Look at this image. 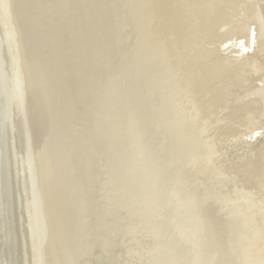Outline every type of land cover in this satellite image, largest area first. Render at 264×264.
Here are the masks:
<instances>
[{"label": "bare ground", "instance_id": "obj_1", "mask_svg": "<svg viewBox=\"0 0 264 264\" xmlns=\"http://www.w3.org/2000/svg\"><path fill=\"white\" fill-rule=\"evenodd\" d=\"M127 1L119 0L122 11L117 6L115 13L118 0H0V264H101L102 256L112 260L114 255V264H130L131 257H137L138 252L131 250L128 234L123 240H117L116 235L115 242L103 234H108L106 229L101 230V221L107 223L106 211L109 213L102 202L107 197L103 195L102 181L108 164L112 174L123 164L132 175L134 162L143 163L145 159L149 161L145 163L148 167L143 170L134 165L139 168L138 177L129 184L121 174L123 170L119 172L126 193L137 195V202L131 204L134 208L137 204L135 213L147 208L151 211L150 203L157 204L153 216L149 213L148 218L139 220L152 232L138 233L147 239L142 255L155 258L153 264L197 262L195 245L191 248L188 244L192 238L187 240L188 236L182 232L189 228L191 212L181 214L190 218L188 221L185 218V223L183 219L186 228L180 231L182 234L177 233L178 247H172L178 228L172 237L166 224L179 204L174 203L176 207L169 209L171 212L166 216L164 210L171 208L172 197L166 192V184L162 185V191L161 182H153L154 177L167 178L164 174L167 165L169 169L172 167L171 160H165L164 168L159 158L151 155V151L158 155L163 146L154 143L149 151L148 141L141 145L134 138L141 129L138 124L145 126L148 120L132 122L130 114L137 110L135 115L141 118L146 110L139 109L144 102H148L149 109L150 100H154L155 107L163 105L166 113L172 114V108L177 111L175 115H167L166 122L169 125L174 119L176 127L184 133V142L198 146L192 160L180 152L182 162L178 161L176 168L181 164L182 169L188 170L193 164L192 170L201 177L198 183L210 182L229 195L222 213L237 228L247 231L243 230L240 245H236L239 246L236 257L241 264H264V0H222L220 10L208 17L206 23L202 19L197 22V9L210 0ZM240 40H244L249 51H243ZM131 45L135 49L134 59L129 57ZM132 60L134 69L140 73L135 77L129 73ZM118 68L124 79L117 73ZM118 79L125 86L117 85ZM139 84L151 86L150 92L144 94ZM134 93L140 98L131 104ZM107 103L102 113L100 105ZM116 118L118 122L112 128L122 123L127 138L119 133L121 129H113L108 135L113 138L119 133L121 137L114 141L119 151H114L113 157L99 139L105 160L95 148L90 127L95 131L98 122L110 125ZM61 121L67 123V130L61 128ZM257 132L261 134L255 135ZM138 150L141 157L135 152ZM154 157L157 166L150 162ZM159 170L162 172L158 173ZM149 171H153L151 180L146 179ZM139 176H145V184L140 183ZM141 187H146L145 191L140 192ZM148 200L150 203H146ZM180 213L177 211V216ZM165 216L167 223L163 222ZM172 219L179 226L181 218ZM182 223L179 230L185 227ZM236 233L231 235L233 239ZM140 235L136 242L141 241ZM199 236L194 239L199 240ZM208 236L207 240H212V235ZM246 246L248 252L243 262ZM214 248L211 252L217 251ZM116 253L120 254L117 258ZM229 254L230 257V251Z\"/></svg>", "mask_w": 264, "mask_h": 264}, {"label": "rangeland", "instance_id": "obj_2", "mask_svg": "<svg viewBox=\"0 0 264 264\" xmlns=\"http://www.w3.org/2000/svg\"><path fill=\"white\" fill-rule=\"evenodd\" d=\"M223 5V1L222 0H210V1H208V2H205V5H204V7L202 8L201 7V9H197V11H198V15H197V22H199V20L201 21V19L206 23L208 20V17H210L214 12H218V10H220V8H221V6ZM116 8H117V6H115V13L118 11V10H116ZM125 30V29H124ZM131 31V30H130ZM196 33V32H195ZM132 35V34H131ZM130 35V36H131ZM127 35H124V34H122V37H126ZM132 37H133V35H132ZM131 37V38H132ZM202 39V37H200V40ZM59 46V45H58ZM128 52H129V54H130V58L131 59H134L133 57L135 56V49H134V47H133V45H131V49H128ZM121 63V62H120ZM135 68V65H134V62H133V60H132V62H131V66H130V70H129V73H130V75H131V77L133 76V77H135L136 75V73H138L136 70L137 69H134ZM120 68H118V70H119ZM132 69H134V70H132ZM95 70V69H94ZM121 77H122V79H124V74L122 73V72H120V70L117 72ZM138 74H140V73H138ZM117 78V77H116ZM117 85L119 84L120 85V81H119V79H118V83H116ZM121 87L122 86H125V83L124 84H122V85H120ZM139 86H141V88H142V90L144 91V94L146 93V92H150V89H149V87H151V86H146V85H144V84H142V85H140L139 84ZM132 89V92H134L135 91V89L132 87L131 88ZM121 90V89H120ZM122 91V90H121ZM120 92V91H119ZM154 92H155V90H154ZM141 94H142V96H143V93L141 92ZM78 95V94H77ZM124 95V94H123ZM149 95V94H148ZM148 95L146 96L147 98H148ZM126 97V96H125ZM117 98V96H115L114 98H113V100L115 101V99ZM138 98H140L139 96H138V94L137 93H134L133 95H132V102H131V104H134L135 102H137L138 100ZM126 99H130L129 97H126ZM144 99V98H143ZM63 102V101H62ZM64 103V102H63ZM63 103H61V107H63ZM93 103V102H92ZM150 103H151V107L148 109V107H147V104H148V102H144L143 104H142V107H141V109H139V110H142V109H144V110H146V113L145 114H143L142 115V117L141 118H139V117H137L135 114L137 113V110L136 111H134V113H131L130 114V117H132V122L133 121H137V122H140V121H142V120H144V119H147L148 120V122H147V125H141L140 123L138 124V125H140V127H141V129H138L137 130V128H136V126L134 127L135 128V131L137 130L138 132L136 133L134 130H132V133H134L135 132V135L136 136H134V138L135 139H137V140H139V141H141V145L144 143V140H146V141H148V145H147V147H150V148H148V150L149 151H151V150H153V145H154V143L155 144H160L161 146H163L161 149H160V152H159V154L157 155V154H154L153 153V151H151V155H154V156H156V157H158L159 158V164L160 163H162V165H163V167L164 168H166V164H167V161H165V160H168L169 161V159L171 160V166L172 167H170V169H169V167H168V165H167V169H168V171H167V169H165V171H167L165 174H164V177L167 175V178H165L164 180H157L158 179V177L156 178V177H154L153 178V182H158L157 184H159L160 182H161V185L159 186V188L162 186V185H165L164 187H167V189H166V192H167V194H169L171 197H172V206H171V203L170 202H168L169 204H170V206H171V208H168L167 210H164L165 211V215L166 214H169L171 211V209H173V207H174V205L176 204V203H178L179 205H177V207L180 209H182V212L180 213V211H181V209L179 210V209H177V211H178V213H180V216H181V214H183V215H185V213H190L191 212V221L189 220V218H186L187 219V221L189 222H187L186 221V219L184 218V216H177V211L175 210V213H176V217H175V213H173V211H174V209L172 210V212L170 213L171 215L170 216H168V215H166V216H168V217H170L171 218V216H172V218H176L177 220H179L178 218H181V223H182V221H183V219H184V222L183 223H185V222H187V224H189V225H187L189 228H186V225L185 224H183L182 223V225L183 226H185L184 228H182V229H180L179 230V226H181V223L179 224V226H178V221H176V220H174L173 221V219L171 218L170 219V222L169 223H167L168 221L166 220L167 219V217L165 218V217H163L161 220H163L164 218V221L163 222H166L165 224L167 225V227H166V231H168L169 229V231H168V234L169 235H171L172 236V233H174L173 231L174 230H177V228H178V230L174 233V235L173 236H177V233L178 232H180V231H182V230H184L185 228V230L184 231H182V232H185V233H183V235L186 237V235L188 236V237H186L187 238V240H190V238H192L191 239V241H193V239L194 238H196L197 239V235L199 236V235H201V234H203V236H199L198 237V239L199 240H195L194 239V241H196V242H192L191 243V241L189 242L188 241V244H189V246L191 247V248H194L193 250H194V253H195V255H196V253H197V255H196V257H195V261H197V262H194V264H208L207 262H209V263H211V264H218V263H216V262H220V263H224V264H233L234 262L233 261H235V263L236 262H238L239 261V259L237 258L238 256H237V251L235 252V250H236V248H239V246H236V245H240V242H241V239L243 238V236H244V231L243 230H241L240 228H237V226H235L227 217H226V215H224L223 213H222V211L223 210H225V205H226V201H227V197H226V195H227V192L226 193H223V192H220L217 188H215L212 184H210L209 182H207V183H205V184H203V185H201L200 184V182L198 183V181H199V179L201 178L200 177V175L199 174H197V173H195V171H193L192 169H193V164L192 165H190V166H188V170H185V169H182L183 167H182V165L181 164H179V167L178 168H176V164H177V162L178 161H180V158H181V156H180V152H182V153H185L187 156L189 155V157H191L190 159L192 160V158L198 153V146H196V143H195V145L194 144H191V143H186V142H184V139H183V137H184V133H181L182 132V130L180 129V127L179 126H177L176 127V123L174 122L175 120L173 119L172 120V122L168 125V123L166 122V117H167V115H175V113L177 112H175V110L172 108V109H170V112H173L172 114H170V113H166V112H164V106L163 105H157V107H155V105H154V100H150ZM109 103H107L106 105L105 104H102V105H100V106H103V109H101L102 110V113H103V111H104V109L106 108V106L108 105ZM130 104V105H131ZM117 107H119V105L117 104ZM106 110V109H105ZM149 112H151V114L149 113ZM159 112V113H158ZM146 114H148L149 115V117L147 118V116H146ZM62 117H63V120L65 119V117H64V115H65V113L64 112H62ZM157 116H159V117H157ZM164 120H165V122H164ZM114 122H118V119L116 118L115 120H113V123H111L110 125L107 123V122H102V121H100V122H98L97 123V125H95V126H97V128L95 129V131H93L92 130V127H90V135H91V137H92V141H93V143H94V145H95V148L97 149V151L98 152H100L102 155H103V158H105V160H107L106 159V153L105 152H103V150H104V147H103V145H101V146H99L98 145V142L102 139L105 143H104V146H107V148H108V150L110 151V155H112V157L114 156V151H119V148L117 147V146H115L114 147V141H117L118 139H120L121 137H120V135H119V133H121L122 134V136H125V139L127 138V136L126 135H124L125 134V131L123 130V129H121V127H122V125L120 126V124H122V123H118L116 126H114L113 128H112V124H114ZM174 122V123H173ZM61 125H63V127H61L62 129H66L67 130V123L64 121H61ZM143 123H144V121H143ZM160 123H162V125L160 124ZM172 123H173V125H172ZM65 125V126H64ZM166 126V127H165ZM159 127V128H158ZM174 128V129H173ZM113 129H115V130H117V129H121L120 130V132L119 133H116V135H115V137H108V135H110L111 133H112V131H113ZM96 130H98V131H96ZM180 130V131H179ZM94 133V134H93ZM101 134V135H100ZM153 134L155 135V137L153 136ZM98 136V138H97V136ZM95 138V139H94ZM100 139V140H99ZM170 139V140H169ZM96 140V141H95ZM95 141V142H94ZM143 142V143H142ZM150 143V144H149ZM163 143H165V144H167V145H163ZM177 144V145H176ZM166 146H168V149H166L165 147ZM170 146V147H169ZM171 146H172V148H171ZM176 146V147H175ZM179 146V147H178ZM144 147V146H143ZM180 147H182L181 149H180ZM186 149H185V148ZM188 148V149H187ZM195 149V150H194ZM99 150H101V151H99ZM181 150H183V151H181ZM171 151V152H170ZM188 151V152H187ZM136 153H137V155L138 156H140L141 157V151L140 150H138V151H135ZM143 152V151H142ZM169 152H170V156L168 155L169 154ZM190 152V153H189ZM192 153H196L195 155L194 154H192ZM166 154V155H165ZM192 155V156H191ZM180 156V157H179ZM115 157H116V155H115ZM156 157H154V158H150V162H152V165L154 166H157L156 165V161H155V158ZM164 157V158H163ZM152 159H153V161H152ZM105 162V161H104ZM146 162H149V161H147V159H145L144 161H143V163H142V161H135L134 162V165L136 166H138V167H141L143 170H144V167L146 166L145 165V163ZM180 162H182V161H180ZM138 163V164H137ZM141 163V165L139 166V164ZM165 164V165H164ZM109 165L110 164H108V168H107V170H109V172H107V170L106 169H104V173L106 174V175H104V177H103V181H102V186H103V195H107V197H105L103 200H105V201H107V202H105V201H102V202H104V203H106V204H104V206H105V208H106V210L109 208V213H108V210L106 211L107 212V214H106V221H107V223H103V220L101 221V230L102 231H106L107 230V232H108V234H106V233H103L104 235H106V237H109V238H111V239H114V241L116 242L117 240H123L127 235H126V233L128 234V236H129V238L131 239V244H129V246H131V250H136L137 252H138V256L137 257H135L134 259H132V257H131V262L133 263V264H153V260L155 259H147V258H145L144 257V255H142V254H144V248H146L147 246H146V244H147V239H144V237H142L140 234H138V233H143V232H145V233H148L149 235L152 233V232H150V231H148V230H146V225H145V223L143 224V223H141L139 220H140V218H142V217H146V218H148L147 217V215L150 213V215H152L153 216V214L155 213V211H152L153 209H155V206L157 205L156 203H155V201L153 200L154 199V197H152V201H154L153 203L154 204H152V202L150 203V201L148 200L146 203H150V208H152V210L150 211L149 210V208H147V209H145L144 211H145V213H144V211H142L143 212V214H142V212H137V213H135V211L134 210H136L137 209V204L135 205L136 207L134 208V206H132L131 204H134L135 202H137L136 200H138V198L135 196V194H133V193H135V192H131V194H127L126 193V189H125V185H124V182H122V180H121V178H120V173L122 172V170H123V172L121 173L125 178H126V180H127V182L126 183H130V181L132 182L134 179H136L137 177H138V173L136 172L139 168H136V167H134V165L132 166V168L130 169L132 172H133V174L131 175L129 172L130 171H128V170H125L124 169V165L123 164H121L120 166L118 165V167H117V169L119 168V170H118V172H117V170H116V173L115 174H112L111 173V170L109 169ZM181 165V166H180ZM250 166H252V164H250V162H249V165H248V168H250ZM134 167V168H133ZM146 167H148V166H146ZM150 168V167H149ZM135 169V170H134ZM173 169H175V171L176 172H172L171 170H173ZM143 170L141 171V173H140V176L142 175V173H143ZM183 171H184V173H183ZM186 171V172H185ZM120 172V173H119ZM125 172H126V174H125ZM160 172H162L161 170H159V172L158 173H160ZM172 174H171V173ZM249 172V171H248ZM107 173H109V175L107 174ZM150 173H151V171H149L148 173H147V175H146V179H150L151 180V176H153V171H152V173H151V175H150ZM210 175H212L211 174V172H208ZM128 174H130L129 176H128ZM170 174V175H169ZM176 174V175H175ZM177 174H179V178L177 179ZM148 175H150V176H148ZM128 176V177H127ZM139 176V179H140V183H143V184H145V182L143 181V179H145V176H143V178L142 177H140ZM171 176H172V178H171ZM173 176H175V177H173ZM148 177V178H147ZM134 178V179H133ZM156 178V179H155ZM170 178V179H169ZM192 178L193 179H195V180H197L195 183H192L191 182V180H192ZM105 179V180H104ZM168 179V180H167ZM157 180V181H156ZM171 180L173 181V182H171ZM177 180V181H176ZM162 181H165V183L163 184V182ZM176 181V182H175ZM152 182V183H153ZM168 182V183H167ZM172 184H171V183ZM174 182H175V184L177 185H175L174 184ZM263 182H264V179H263ZM105 183V184H104ZM122 183V184H121ZM169 184H171V188H169ZM172 185H173V187H172ZM175 185V186H174ZM197 185L199 186V187H197ZM154 186V185H153ZM196 186V187H195ZM175 187V189H172V188H174ZM195 187V188H194ZM169 188V189H168ZM197 188H199V189H197ZM140 189V192L142 191H145V189H146V187H141V188H139ZM152 189L154 190V188L152 187ZM187 189H197V191L196 190H194L195 192H193V190H191V191H187ZM204 189V190H203ZM161 190L163 191V186H162V188H161ZM160 190V191H161ZM184 190H186V191H184ZM207 190V191H206ZM105 191V192H104ZM155 191V190H154ZM161 191V192H162ZM180 191V192H179ZM161 192H160V194H161ZM181 192H183V193H181ZM192 192V193H191ZM197 192V193H196ZM105 193H107V194H105ZM151 193V192H150ZM193 193H195V194H193ZM146 194V193H145ZM151 194H153V192L151 193ZM142 195H144V194H142ZM186 195H187V197H186ZM189 195V196H188ZM124 197V199H126V197H127V199L126 200H124V199H122L123 197ZM190 196H193V198L192 197H190ZM205 196V197H204ZM227 196H229V195H227ZM122 197V198H121ZM223 197V198H222ZM117 198L120 200V201H118L117 200ZM131 198V199H130ZM137 198V199H136ZM156 198V197H155ZM176 198V199H175ZM188 198V201L186 200ZM191 198V199H190ZM194 198H196V200L194 199ZM200 198H202V199H200ZM198 199H200V200H198ZM228 199H230V197H228ZM122 200V201H121ZM191 200V201H190ZM193 200H195V202L193 201ZM111 201V202H110ZM114 203H113V202ZM118 201L119 202V204H118V202L116 203V202ZM156 201H157V199H156ZM183 201H184V204L186 203V201H187V205L189 206V207H186L187 205L185 204H183ZM199 201H201L200 203H198ZM203 201V202H202ZM225 201V202H224ZM122 202V203H121ZM129 202H131L130 204H129ZM164 202V200L162 201V203ZM182 204H181V203ZM204 202H205V204H206V206H205V204H204ZM157 203H158V201H157ZM167 203V204H168ZM175 203V204H174ZM118 206H117V205ZM120 204H122L121 206H120ZM129 204V205H128ZM156 204V205H155ZM204 204V205H203ZM110 205V206H109ZM176 205H175V207H176ZM190 205H191V207H190ZM201 205V206H200ZM138 206H141L142 207V204L141 205H139L138 204ZM166 206H168L169 207V205H166ZM181 206V207H180ZM182 206H185V207H182ZM162 207V206H161ZM174 207V208H175ZM196 207V208H195ZM200 209H199V208ZM202 207H204L205 209H203ZM164 207H162L161 209H163ZM167 208V207H166ZM185 208L188 210V209H190V208H192V211H191V209L190 210H188V211H186V212H184L185 211ZM195 208V210L196 211H198V212H200L202 209H203V211H201V212H203V213H199V214H197V212L194 210V212H193V209ZM208 208V209H207ZM123 209L126 211H124L123 212ZM129 211V212H127V210ZM130 209V210H129ZM134 209V210H133ZM165 209V208H164ZM170 209V210H169ZM183 209H184V211H183ZM199 209V210H198ZM131 210H133L134 212H132ZM147 210V211H146ZM123 213V214H121V212ZM149 211V212H148ZM164 211H163V215H164ZM167 211H169L168 213H166ZM205 211V212H204ZM103 212V211H102ZM126 213H129V214H126ZM132 213V214H131ZM173 213V214H172ZM120 214H121V216H120ZM131 214V215H130ZM140 214H142L141 216H140ZM195 214V215H194ZM197 214V215H196ZM204 216H203V215ZM207 214V215H206ZM127 215V216H126ZM129 215V216H128ZM136 216V218L134 219V217ZM126 216V217H125ZM130 216H133V217H130ZM137 216H139V217H137ZM174 216V217H173ZM189 216V215H188ZM193 216V217H192ZM119 217V218H118ZM129 217V218H128ZM183 217V218H182ZM200 217H203V218H200ZM125 220H123V219ZM198 218V219H197ZM205 218V219H204ZM215 218H217V219H222L223 220V223H221V222H219V221H217ZM112 221H111V220ZM131 219H133V220H130ZM169 219V218H168ZM138 220V221H137ZM117 221H119V222H117ZM136 221V222H135ZM175 221L177 222V223H175ZM180 221V220H179ZM109 222V223H108ZM123 222V223H122ZM133 223V224H131V223ZM174 224H173V223ZM117 223V224H116ZM122 223V224H121ZM198 223V224H197ZM121 224V225H120ZM127 224V225H126ZM129 224V225H128ZM134 224H137V225H134ZM143 224V225H142ZM168 224H169V226H168ZM175 224H177L175 227H174V225ZM201 224V225H200ZM229 224V225H228ZM122 225H123V228H122ZM131 225V226H130ZM140 225H142V226H140ZM147 225H149V224H147ZM171 225L173 226L172 227V229H171ZM195 225H196V227H195ZM232 225H234V226H232ZM117 226V227H116ZM124 226H126L125 228H124ZM127 226H128V228L129 227H131V229H126L127 228ZM199 226V227H198ZM114 227V228H113ZM192 227V228H191ZM201 227V228H200ZM209 227H210V230H209ZM227 227H229L228 229H227ZM232 229H231V228ZM237 229H235V228ZM145 228V229H144ZM212 228V229H211ZM233 228H234V231H233ZM106 229V230H105ZM114 229V230H113ZM125 229V230H124ZM141 229H143V231L141 230ZM195 229V230H194ZM198 229H200V230H198ZM230 229H231V231H233L232 233H231V231H230ZM120 230H122V231H120ZM172 230V231H171ZM188 230H189V232L190 231H192V232H190V237H189V233H188ZM203 230V231H202ZM101 231V232H102ZM194 231V232H193ZM197 231V232H196ZM198 231L200 232V231H202L201 232V234H199L198 233ZM110 232V233H109ZM112 232V233H111ZM122 232H125V233H122ZM170 232V233H169ZM208 232H209V234L210 235H212V237H213V235H215L213 238L211 237V239L212 240H214L213 242H212V240H210V241H208L207 239H210L209 237L210 236H208L209 234H208ZM211 232V233H210ZM237 232V233H236ZM246 233H247V231H245ZM194 233H195V235H194ZM198 233V234H197ZM204 233H205V235L206 234H208V235H204ZM231 233V234H230ZM237 234V235H235V239H233L232 237L233 236H231V235H234V234ZM240 233V234H239ZM125 234V235H124ZM144 234V233H143ZM180 234H182L181 232H180ZM197 234V235H196ZM116 235H118L119 236V238H118V236H116ZM134 235V236H133ZM138 235H140L141 236V241L140 240H138V242H136L135 241V238L138 236ZM239 235H241V236H239ZM115 236V237H114ZM125 236V237H124ZM172 236V237H173ZM219 236V237H218ZM230 237V239H232V240H229V237ZM175 237H173L174 239H173V241H174V243H172V247H178L175 243H176V240L179 238V234H178V236H177V238H175ZM202 237V238H201ZM207 237V238H206ZM116 238H118L117 240H116ZM200 238H201V241H200ZM205 240H204V239ZM217 238V239H216ZM126 239V238H125ZM229 241H228V240ZM244 239H246V237L244 238ZM134 240V241H133ZM222 240V241H221ZM130 241V240H129ZM146 241V242H145ZM202 241H204L203 242V244H202ZM207 241V242H206ZM220 241H221V243H220ZM232 241H234V242H232ZM237 241H239V242H237ZM199 242H201L200 244V246H199ZM210 242L212 243L211 245H209L210 244ZM231 242V243H230ZM236 242V243H235ZM107 243H109V241L107 242ZM133 243V244H132ZM139 243V244H138ZM195 243V244H194ZM196 243H197V245H196ZM205 243V244H204ZM208 243V244H207ZM218 243V244H217ZM228 243V244H227ZM207 244V245H206ZM214 244H216V245H214ZM233 244H235V246H233ZM195 245V246H194ZM206 245V246H205ZM123 246H125V242H124V244H123ZM194 246V247H193ZM211 246V247H210ZM212 246H216V248H214V247H212ZM217 246L219 247L220 246V248L218 249L217 248ZM232 246V247H231ZM105 247H107V245H104V248ZM171 247V248H172ZM227 247H228V251H227ZM229 247H231V248H229ZM199 248L202 250H199ZM214 248V250L213 251H215V250H217L216 252H211V250ZM149 249H151L150 247H149ZM206 249H208V250H206ZM230 249H232V250H230ZM124 250H125V252H126V250H127V247H125L124 248ZM219 250V251H218ZM238 250V249H237ZM248 250V248H247V246L245 247V249H244V252H245V254H244V259H243V262H244V260H245V255H246V253L248 252L247 251ZM199 253H201V254H199ZM229 251H230V253H231V256H233V257H229ZM203 252V253H202ZM117 253H118V251H117ZM117 253H116V258H117V256H119V255H117ZM214 253H216L215 255H214ZM228 253V254H227ZM233 253H235V254H233ZM212 254V255H211ZM220 254V255H219ZM222 255V256H221ZM224 255V256H223ZM228 255V256H227ZM193 256V255H192ZM226 256H227V258L228 259H226ZM237 256V257H236ZM108 257H111L112 258V256L111 255H109ZM134 257V256H133ZM142 257V258H141ZM210 258V260L208 261L207 260V258ZM213 257H215V258H213ZM220 257H222V258H220ZM236 257V260H233V258H235ZM217 258V259H216ZM104 259H105V262H104ZM125 258H123V260H124ZM130 259V258H129ZM136 259V260H135ZM218 259H222V260H224V261H219ZM107 260L108 259H106L105 257H103L102 256V263L101 264H106V263H108V264H111V263H114V260H115V255H114V258L112 259V260H108V262H107ZM133 260V261H132ZM206 260V261H205ZM218 260V261H217ZM231 260H233V261H231ZM238 260V261H237ZM200 261V262H199ZM212 261H214V263L212 262ZM216 261V262H215ZM231 261V262H230ZM130 262V264H132ZM144 262V263H143ZM226 262V263H225ZM241 264V262L239 261L238 262V264ZM156 264V263H155ZM244 264V263H243Z\"/></svg>", "mask_w": 264, "mask_h": 264}, {"label": "snow or ice", "instance_id": "obj_3", "mask_svg": "<svg viewBox=\"0 0 264 264\" xmlns=\"http://www.w3.org/2000/svg\"><path fill=\"white\" fill-rule=\"evenodd\" d=\"M255 35H256V33H255V30L253 29L252 30V40H251V43H252L253 46L255 45ZM239 43H240V46H241V48L243 49L244 52H247V51L250 50L249 48L244 47V40H240ZM260 134L261 133H259V132L255 133V135H260ZM251 138L252 137H249V139H251Z\"/></svg>", "mask_w": 264, "mask_h": 264}, {"label": "water", "instance_id": "obj_4", "mask_svg": "<svg viewBox=\"0 0 264 264\" xmlns=\"http://www.w3.org/2000/svg\"><path fill=\"white\" fill-rule=\"evenodd\" d=\"M66 178V177H65ZM65 180H67L68 181V179L66 178ZM84 235V234H83ZM114 263H115V260H114ZM114 263H111V264H114Z\"/></svg>", "mask_w": 264, "mask_h": 264}]
</instances>
